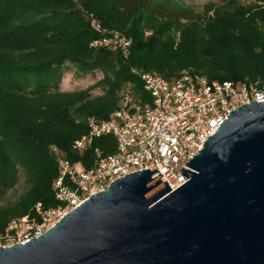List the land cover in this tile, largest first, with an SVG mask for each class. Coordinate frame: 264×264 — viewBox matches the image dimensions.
<instances>
[{
  "label": "trees",
  "instance_id": "1",
  "mask_svg": "<svg viewBox=\"0 0 264 264\" xmlns=\"http://www.w3.org/2000/svg\"><path fill=\"white\" fill-rule=\"evenodd\" d=\"M92 18L131 39L127 56L90 46L101 36ZM65 63L84 74L99 70L102 78L85 89L61 90ZM133 69L168 80L189 70L264 86V0H223L203 14L174 0H0V227L38 202L57 205L52 146L84 168L93 166L94 148L101 156L115 152L111 135L95 138L81 155L71 146L87 132L88 117H109L124 88L149 100ZM98 86L103 93L92 96ZM20 172L27 190L3 204Z\"/></svg>",
  "mask_w": 264,
  "mask_h": 264
},
{
  "label": "water",
  "instance_id": "2",
  "mask_svg": "<svg viewBox=\"0 0 264 264\" xmlns=\"http://www.w3.org/2000/svg\"><path fill=\"white\" fill-rule=\"evenodd\" d=\"M182 166L124 174L0 264H264V101L233 109Z\"/></svg>",
  "mask_w": 264,
  "mask_h": 264
},
{
  "label": "built area",
  "instance_id": "3",
  "mask_svg": "<svg viewBox=\"0 0 264 264\" xmlns=\"http://www.w3.org/2000/svg\"><path fill=\"white\" fill-rule=\"evenodd\" d=\"M100 37L92 48L130 51L131 39L117 31H106L95 19L90 20ZM136 72L149 100L134 96L130 87L122 90L117 108L105 120L87 118L88 130L72 143L79 155L85 153L95 138L111 135L115 152L101 156L94 148L93 166L84 168L70 161L56 147L57 175L51 189L57 205L44 208L36 203L31 213L11 218L0 227V247L24 243L37 238L52 227L69 210L90 195L105 190L118 177L142 169H157L160 180L173 191L189 179L182 166L195 155L208 135L233 109L250 101H264V86L248 79L240 81L209 80L196 72L183 70L179 76L166 79L154 71Z\"/></svg>",
  "mask_w": 264,
  "mask_h": 264
},
{
  "label": "rangeland",
  "instance_id": "4",
  "mask_svg": "<svg viewBox=\"0 0 264 264\" xmlns=\"http://www.w3.org/2000/svg\"><path fill=\"white\" fill-rule=\"evenodd\" d=\"M176 3L190 8L194 12L199 14H203L205 9L209 4H220L223 0H174ZM242 2H251L254 0H241ZM20 19V17H19ZM25 21H29L32 19V16L26 15L23 16ZM102 78V73L99 70H94L92 73L84 74L79 71V69L71 64L65 63L62 68V77L59 82V88L64 91H72V90H80L85 89L88 86H91L98 82ZM103 93V87L98 86L91 90L92 96H97ZM28 188V184L24 181V176L20 172L18 180L15 186L9 189L3 199L2 203H8L14 201L20 194L26 191Z\"/></svg>",
  "mask_w": 264,
  "mask_h": 264
}]
</instances>
